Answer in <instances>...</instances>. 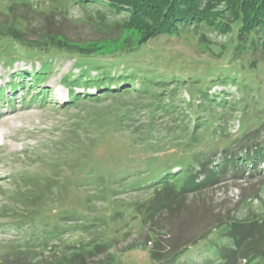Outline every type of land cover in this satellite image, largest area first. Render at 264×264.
<instances>
[{
	"label": "rangeland",
	"instance_id": "1",
	"mask_svg": "<svg viewBox=\"0 0 264 264\" xmlns=\"http://www.w3.org/2000/svg\"><path fill=\"white\" fill-rule=\"evenodd\" d=\"M26 1L38 9L52 8V25L69 40L104 51L136 43L135 31H117V22L126 14L113 11L105 2ZM4 5L6 2L0 3ZM13 8L28 17L35 13L21 3ZM230 37L229 33L191 26L153 37L142 46H125L121 54L111 57H83L65 50L36 59L17 52L14 62L4 60L6 55L0 57V102L9 100L0 103V264H160L151 257V251L177 247L187 238H196L205 223L213 225L225 216L251 219L263 214L264 163L250 174H222L212 186L167 199L166 189L160 190L159 184L141 186L142 175L154 177L151 172L138 175L136 168L131 176L122 178L123 172L111 176L110 153H140L141 148L131 140L134 126L127 130L116 126L110 131L109 119L114 111L135 108L140 109L136 119L148 120L145 108L152 103V96L105 91L94 100L102 89L95 83L85 88L84 78L73 80L80 74L91 79L104 72L118 78L135 73L133 68L141 74L164 71L170 77L184 63L199 68L197 76L202 77L208 70H201L206 64L228 63L217 53ZM134 49L136 55L129 56ZM260 54L259 50L243 53L241 60L246 65L256 60L254 70L261 73L256 79L264 81V56ZM146 76H140L142 81ZM175 79L164 84L171 93L164 102L173 103L176 110H156L151 121L157 132L172 139L166 141V152H160L166 161L183 158L191 162L196 149L207 147L214 153L215 164L223 144L230 153H244L254 144L264 148V83L248 91L230 81L214 82L207 90L215 96L211 104L203 100L201 90L190 94L192 79ZM108 82L107 87L120 90L125 85L142 87L144 83L128 80V84L115 87L114 80ZM19 84L20 91H13L11 85ZM69 88L80 93L72 105L66 104ZM200 104L203 106L197 107ZM92 131L98 135L92 137ZM213 131L218 134L209 140L207 134ZM91 141L89 161L59 153L64 144L85 148ZM28 170L38 175L31 182L21 180V173ZM46 226L55 233L49 240L42 234L48 230L43 228Z\"/></svg>",
	"mask_w": 264,
	"mask_h": 264
},
{
	"label": "trees",
	"instance_id": "2",
	"mask_svg": "<svg viewBox=\"0 0 264 264\" xmlns=\"http://www.w3.org/2000/svg\"><path fill=\"white\" fill-rule=\"evenodd\" d=\"M77 1L97 2L99 4L105 2L113 11L117 13L124 12L126 18L122 22H117V31L120 33L121 30L123 31L126 28L137 33L136 43H128L124 47L142 46L153 37L178 33L185 27L189 28L191 26L210 28L224 34H231L229 43L221 44L217 53L219 58H226L228 63L222 65L206 64L201 70H208L202 77L197 76L199 75V68L197 69L194 65L190 66V63H184L182 69L177 73H172L170 77L166 76L164 71L152 70L141 74L138 69L133 68L135 73L130 75L121 74L118 78L112 77L113 75L109 72H104L102 75L100 74L91 79L84 74H80L73 79L77 82L84 78V84L87 86H94L92 83H95L97 89H102L99 90L100 94L94 97V100L99 99V96L105 91L115 95L130 92L138 96L146 94L152 96V103L145 108V112L149 116L148 120L147 118L145 121L136 119L140 109L136 110L135 108L128 109L123 113L114 111V117L109 119L108 129L110 131L116 126L123 127L126 130L130 129V126H134L133 129H130L133 136L131 140L133 144L139 145L137 148H141L140 153H138L139 151L133 153V151L125 152L121 150L110 153L107 160L114 170L110 174L111 176H115L116 172H123L121 177L124 178V176L134 174L137 169H139V171L137 170L138 175L151 172L154 177L152 175H142L141 186L146 185L148 187L159 184L160 190L166 189L165 198L167 199L171 196L173 198H176V196L182 197L184 193L196 192L212 186L221 180L222 174L231 173L234 177H241L245 172L250 174L254 172V168L264 163V148L257 144L248 147V150L244 153H230L226 149V144H223L220 152L221 158L215 164H212L214 153H211L207 147L202 148V150L196 149L191 162L179 158L170 163L165 160V154L161 155L160 152H166V141L171 142L172 139L171 137L167 138V134L162 136L160 132H157L151 122L155 114L153 112L156 110L169 113L176 110L173 103L164 102L165 97L171 94L168 93L164 84L169 82L168 79L173 80L174 76L176 81L192 79L190 94L194 95L195 92L201 90L203 100L211 104L215 102V96L207 90L209 85L214 82L225 84L230 81L239 88H248V91L259 89L260 84L264 81L256 79L261 74L254 70L256 69V60H251L246 65L241 60V54L259 50L260 55L264 56V0ZM3 2H6V5L0 6V57L6 55L3 58L4 60L14 62L17 52H21L23 57L36 59L37 56L56 50L77 53L83 57L89 55L111 57L121 54L124 49L126 50V47H115L104 51L101 50V47H95L94 45L88 47L84 45L85 42L67 39L56 29L55 25H52L54 23L52 21L54 18L52 8L47 10L38 9L26 0H0V3ZM15 3H21L25 6V9H30L35 13L31 15L32 17H28L15 12L13 8ZM27 10H25L26 13ZM31 18L39 20V23H34L36 20L32 22L33 19ZM136 52V49H134L129 56H135ZM129 62L133 63V61ZM144 74L147 76L143 77L142 81L140 76H144ZM183 76H186L185 79ZM108 80H114L115 87L121 83L128 84V80L131 82L138 80L144 83L142 87L125 85L120 90L107 87L109 85ZM13 87L15 88L16 85H13ZM158 88H162L161 91H158ZM164 90L167 92L166 94L163 93ZM69 93V100L66 101V104L72 105L80 98V93L70 88ZM83 93L84 96L89 95L87 92ZM200 106H203V104L197 105V107ZM198 112L199 110H196L195 115L199 120ZM91 133L92 137L98 135H94L93 131ZM217 134V131H213L207 134V137L212 140ZM161 138H163V141ZM93 143L92 141L87 143L85 148L68 147L64 144L61 148L62 151L59 153L69 156L73 160H75L74 157H78L81 160L89 161ZM162 165L166 166L161 168ZM48 167H51V165ZM201 174L203 177L199 178ZM37 176L35 171L28 170L21 173V180L31 182ZM258 216L251 219L225 216L219 218L213 225L205 223L198 230L199 234L196 238H187L177 247L174 245L171 248H156L150 252L151 257L159 261L160 264H264V212ZM43 228L48 229L42 233L46 240L55 235L50 226ZM35 264H38V262Z\"/></svg>",
	"mask_w": 264,
	"mask_h": 264
}]
</instances>
